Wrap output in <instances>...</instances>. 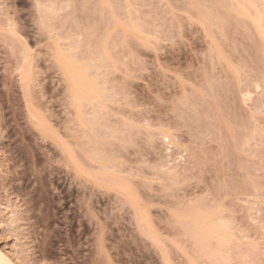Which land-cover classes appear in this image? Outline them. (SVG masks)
Listing matches in <instances>:
<instances>
[{"label":"rangeland","instance_id":"rangeland-1","mask_svg":"<svg viewBox=\"0 0 264 264\" xmlns=\"http://www.w3.org/2000/svg\"><path fill=\"white\" fill-rule=\"evenodd\" d=\"M221 1L0 0L13 263L264 264V40ZM61 47L98 90L82 110Z\"/></svg>","mask_w":264,"mask_h":264},{"label":"bare ground","instance_id":"bare-ground-1","mask_svg":"<svg viewBox=\"0 0 264 264\" xmlns=\"http://www.w3.org/2000/svg\"><path fill=\"white\" fill-rule=\"evenodd\" d=\"M223 1V0H222ZM221 1V2H222ZM229 1H231V0H229ZM235 1V0H234ZM206 2V4H207V1H205ZM209 2V1H208ZM226 2V1H225ZM239 2V4L238 5H236L237 7H236V9L237 8H239V9H241V11L240 10H238V15L236 14V17H238V16H241V15H239V11H240V14H245L244 12L246 11V14L248 15H246L249 19H251V21L255 24V27H256V29H257V32H258V34H259V36L264 40V0H242V2L241 1H236L235 3H238ZM196 3V2H195ZM217 3V2H216ZM215 3V4H216ZM229 3V2H228ZM232 3V2H231ZM234 3V2H233ZM197 4V3H196ZM201 4H202V2H201ZM212 4V3H211ZM222 4V3H221ZM45 6H47V5H45ZM51 6V5H50ZM209 7H210V5H208ZM232 6V5H231ZM233 6H234V4H233ZM247 6V7H246ZM251 8V9H249V7ZM203 6H201V8H202ZM213 7V6H212ZM212 7H211V9H212ZM224 7V6H223ZM222 7V8H223ZM227 7V6H226ZM45 8V7H44ZM47 8H48V6L46 7V10H47ZM51 8V7H50ZM196 8V7H195ZM49 9V8H48ZM200 9V8H199ZM209 9V8H208ZM251 10V11H249V10ZM203 10V9H202ZM202 10H201V12H202ZM244 10V11H243ZM196 11V10H195ZM205 10H203V12H204ZM214 11V10H213ZM212 11V12H213ZM220 11V10H219ZM234 11H237V10H234ZM207 12V11H206ZM243 12V13H242ZM198 13H199V11H198ZM211 13V12H210ZM205 14H207V13H205ZM200 15V14H199ZM218 15V14H217ZM222 15V14H221ZM209 16H210V14H209ZM212 16V15H211ZM210 16V17H211ZM208 17V16H207ZM206 17V18H207ZM209 17V18H210ZM219 18H220V16H219ZM219 18L217 19V20H219ZM222 18V17H221ZM197 19V18H196ZM203 19V18H202ZM199 21H200V19H198ZM210 20V19H209ZM208 20V21H209ZM212 20H214V19H212ZM211 20V21H212ZM216 20V19H215ZM214 20V21H215ZM223 20V19H222ZM123 21V20H122ZM213 21V22H214ZM124 22V21H123ZM213 22H212V25H213ZM220 22V21H219ZM134 23V22H133ZM211 23V22H210ZM218 23V22H217ZM125 24H126V22H125ZM202 24V23H201ZM221 24V23H220ZM128 25H129V23H128ZM128 25H126V26H128ZM203 25V24H202ZM216 25V24H215ZM218 25V24H217ZM132 26H134L133 28H135V25H131V27L130 28H132ZM211 26V25H210ZM214 26V25H213ZM221 26V25H220ZM205 27V26H204ZM208 27V26H207ZM211 32V31H210ZM221 32V31H220ZM212 33V32H211ZM58 45V44H57ZM60 46V45H59ZM58 46V47H59ZM57 47V46H56ZM60 48V47H59ZM56 49V58H57V60H58V62L57 63H59L60 64V66L59 67H61V69H62V72H63V74L62 75H64L65 76V79L67 80V82H68V84H67V89L70 91V93H71V98H72V100L76 103V105H77V108H80V106H82V104H85V102L87 103V101H90V100H94V99H96V97L97 96H95V95H97V93H96V91H98L95 87H94V83H93V80H92V78L89 76V73H87V75H88V77H87V75L85 74L86 72H87V70H86V68L88 69V67H87V65L86 64H84L83 65V63L82 64H80L81 63V61L80 60H78L77 59V57H73V55H75V54H71V53H67L66 51L68 50V48H67V50H63L62 49V47H61V49ZM71 51V50H70ZM104 51V50H103ZM73 52V51H72ZM54 53V54H55ZM96 53V52H95ZM102 54V53H101ZM97 55V54H96ZM98 55H99V52H98ZM105 54H102L101 56H104ZM99 57V56H98ZM98 57H97V59H98ZM25 58L26 57H24L23 59L25 60ZM103 58V57H102ZM82 59V58H81ZM26 61V60H25ZM24 61V62H25ZM80 61V62H79ZM83 61V60H82ZM85 62V61H84ZM88 62V61H87ZM58 64V65H59ZM24 65H25V63H24ZM85 66V67H84ZM89 66H91V65H89ZM26 67V66H25ZM92 67V66H91ZM21 68V67H20ZM22 69V68H21ZM89 69H91V68H89ZM24 70H25V72H24ZM24 70H23V72L25 73V74H28L29 72H30V70H29V68H24ZM86 70V71H85ZM23 73V74H24ZM24 76V75H23ZM25 78V77H24ZM264 79V78H263ZM92 81V82H91ZM96 86V85H95ZM99 99V98H98ZM93 100L91 101V102H93ZM88 103H90V102H88ZM75 105V104H74ZM81 110H82V107L80 108ZM79 110V109H78ZM80 110V111H81ZM80 113L81 112H79V111H77V114H78V116H80L81 117V115H80ZM33 115V114H32ZM95 115V114H94ZM78 116H77V118H78ZM33 117V116H32ZM35 117V116H34ZM33 117V118H34ZM83 118V117H82ZM35 119V118H34ZM78 120V119H77ZM80 121V120H79ZM1 123H2V121H1ZM38 123V122H37ZM41 123V122H40ZM74 159V158H73ZM82 164V163H81ZM83 165V164H82ZM83 167H85L84 165H83ZM112 167V166H111ZM81 168V167H80ZM83 169V168H82ZM87 169V168H86ZM108 169V168H107ZM111 169V168H110ZM102 172H104L105 170L103 169V170H101ZM108 171H110L109 169H108ZM107 171V172H108ZM113 171V170H112ZM89 172V171H88ZM114 172V171H113ZM87 173V172H86ZM111 174V173H110ZM115 174V173H114ZM95 175V174H94ZM99 175V174H98ZM100 175H102V174H100ZM99 175V176H100ZM111 175H113V174H111ZM113 176H115V175H113ZM96 177H97V175H96ZM102 179H103V177H101ZM110 177H108V179H109ZM105 180V179H104ZM107 180V179H106ZM105 180V181H106ZM111 180V179H110ZM115 181H116V178H115ZM118 181V180H117ZM108 182V181H107ZM111 183H112V181H111ZM110 184V183H109ZM113 184V183H112ZM118 184H119V182H118ZM115 185V184H114ZM117 185V184H116ZM118 186V185H117ZM33 198V197H32ZM34 207V206H33ZM142 216V215H141ZM199 216H200V214L197 216L198 217V219L197 218H194V220L195 219H197L196 220V222L195 223H197V224H195V226H199V228H198V226L196 227L197 229H202L201 228V226L203 227V232H207V234L209 235V234H211V233H213L214 231V234H217L216 233V231L217 232H219V229H217V228H215L218 224L217 223H219L218 221H217V223L215 224V225H213L212 223H214V222H212V218H211V220L207 217H205L204 215H201L200 216V218L201 219H199ZM188 218V217H187ZM203 218H206V219H203ZM190 219H192V218H190ZM207 219H209L210 221H211V224L213 225V226H215L214 228L216 229H214V231H213V228L211 229L210 227H211V225H210V227L208 228V226H209V224H208V222H209V220H208V222L206 221ZM216 221V220H215ZM142 222V221H141ZM193 223V222H192ZM204 228H205V230H204ZM207 228V229H206ZM220 228V227H219ZM210 229V230H209ZM212 230V231H211ZM198 231V230H197ZM211 232V233H209V232ZM211 235L212 237H214V236H216V235ZM202 236H205L206 235V233H203V234H201ZM207 235V237L208 238H211V237H209ZM218 237H219V233H218V235H217ZM216 236V237H217ZM221 236V235H220ZM206 237V236H205ZM0 264H15V263H13L8 257H7V255H4V253H2L1 251H0Z\"/></svg>","mask_w":264,"mask_h":264}]
</instances>
